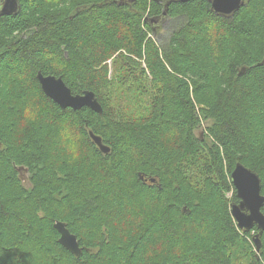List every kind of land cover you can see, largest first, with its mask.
I'll return each mask as SVG.
<instances>
[{
    "label": "trees",
    "instance_id": "16d2710c",
    "mask_svg": "<svg viewBox=\"0 0 264 264\" xmlns=\"http://www.w3.org/2000/svg\"><path fill=\"white\" fill-rule=\"evenodd\" d=\"M169 1L19 0L0 18V264H264V232L256 253L258 231L230 215L236 164L264 196V0L231 18L205 0ZM37 72L93 92L102 115L60 109ZM28 104L39 119L21 127ZM66 120L85 137L75 165L56 142ZM55 222L79 257L58 244Z\"/></svg>",
    "mask_w": 264,
    "mask_h": 264
},
{
    "label": "water",
    "instance_id": "95a60500",
    "mask_svg": "<svg viewBox=\"0 0 264 264\" xmlns=\"http://www.w3.org/2000/svg\"><path fill=\"white\" fill-rule=\"evenodd\" d=\"M121 1L133 3L135 0ZM190 1L194 0H170L167 4H170V2L184 4ZM205 1L210 4V10L215 15L224 18H231L245 6V0ZM19 9V0H1L0 17L16 15ZM258 66H264V53L262 61ZM244 72L245 69H242L239 75L244 74ZM35 77L43 94L60 109L78 111L87 108L98 115H102V107L93 92L84 91L81 94L74 95L60 77L53 75L45 76L41 72H37ZM88 134L92 143L102 154H107L109 152V148L102 144L100 137L94 135L92 132ZM202 134V132L199 133L200 136H202ZM15 169L19 173L21 181H27L26 169L22 166L16 167ZM139 179L142 180L143 183L147 181L152 184L155 183V179L144 180L141 175H139ZM230 181L238 199V203H232L230 205V215L236 223V227L242 233L247 234L253 229L258 231V233L254 234L252 237V243L257 253L261 247L260 236L264 232V213L261 211L264 207V196L261 194V181L254 171L239 163L236 164L232 170ZM53 228L59 235L58 244L74 257H79L82 253V248L79 246L77 237L70 233L66 225L62 222H55Z\"/></svg>",
    "mask_w": 264,
    "mask_h": 264
},
{
    "label": "clouds",
    "instance_id": "9594fccd",
    "mask_svg": "<svg viewBox=\"0 0 264 264\" xmlns=\"http://www.w3.org/2000/svg\"><path fill=\"white\" fill-rule=\"evenodd\" d=\"M122 89H118L109 103V108L113 110L114 113L117 112L118 105L120 103V92ZM120 114L125 121L136 122L138 118V113L133 114L126 106L123 107ZM147 113L145 112L144 115ZM39 119V109L35 108L32 104L25 106L23 110V120L21 121V127L28 123H34ZM168 135H175V133H169ZM84 134L81 131L80 125L73 123L70 120L63 122L58 130L56 137V142L58 146V151L61 158L67 161L69 165H75L79 163L88 152L86 151L84 145Z\"/></svg>",
    "mask_w": 264,
    "mask_h": 264
},
{
    "label": "rangeland",
    "instance_id": "374dc122",
    "mask_svg": "<svg viewBox=\"0 0 264 264\" xmlns=\"http://www.w3.org/2000/svg\"><path fill=\"white\" fill-rule=\"evenodd\" d=\"M173 25H175L174 23H173V21H171V20H167L164 24H163V30H167V29H169L170 27H172ZM201 132V131H200ZM25 182V181H24Z\"/></svg>",
    "mask_w": 264,
    "mask_h": 264
},
{
    "label": "flooded vegetation",
    "instance_id": "af4514ba",
    "mask_svg": "<svg viewBox=\"0 0 264 264\" xmlns=\"http://www.w3.org/2000/svg\"><path fill=\"white\" fill-rule=\"evenodd\" d=\"M0 5H1V0H0ZM3 17H8V16H3ZM0 18H2V17H0ZM25 183H26V181H25Z\"/></svg>",
    "mask_w": 264,
    "mask_h": 264
},
{
    "label": "bare ground",
    "instance_id": "6f19581e",
    "mask_svg": "<svg viewBox=\"0 0 264 264\" xmlns=\"http://www.w3.org/2000/svg\"><path fill=\"white\" fill-rule=\"evenodd\" d=\"M93 133V132H92Z\"/></svg>",
    "mask_w": 264,
    "mask_h": 264
}]
</instances>
